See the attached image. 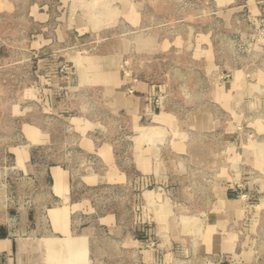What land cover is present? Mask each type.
<instances>
[{
    "label": "rangeland",
    "instance_id": "1",
    "mask_svg": "<svg viewBox=\"0 0 264 264\" xmlns=\"http://www.w3.org/2000/svg\"><path fill=\"white\" fill-rule=\"evenodd\" d=\"M58 211L78 264H264V0H0V227Z\"/></svg>",
    "mask_w": 264,
    "mask_h": 264
},
{
    "label": "crops",
    "instance_id": "2",
    "mask_svg": "<svg viewBox=\"0 0 264 264\" xmlns=\"http://www.w3.org/2000/svg\"><path fill=\"white\" fill-rule=\"evenodd\" d=\"M55 185L61 189H66L67 185L62 180L59 172L56 173ZM234 209H238L239 203L236 201L230 202ZM52 216V215H51ZM52 224L56 231L61 232L58 235H47L40 238V246L37 240L27 239L17 234L10 227H0V264H47L44 263L43 255L47 252H51L53 257L51 264L56 263L58 257H63V262L66 264H78L82 256L79 257L78 253L88 252L86 244V232L85 234L78 235L71 230V224L66 223L64 212H54L52 216ZM65 220V221H64ZM58 230H57V229ZM68 236V237H67ZM67 237V238H62ZM71 237V238H69ZM65 241V244L63 243ZM47 247V249H46ZM94 252H100V249L93 248ZM68 254L67 257L59 256V254ZM39 253L40 256L34 254ZM42 255V256H41ZM43 259V260H42ZM86 264V262H83Z\"/></svg>",
    "mask_w": 264,
    "mask_h": 264
}]
</instances>
